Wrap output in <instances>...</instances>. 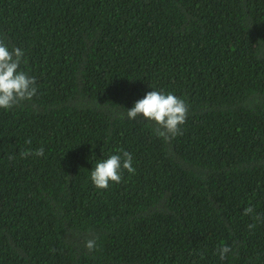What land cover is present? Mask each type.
Masks as SVG:
<instances>
[{
  "label": "trees",
  "instance_id": "16d2710c",
  "mask_svg": "<svg viewBox=\"0 0 264 264\" xmlns=\"http://www.w3.org/2000/svg\"><path fill=\"white\" fill-rule=\"evenodd\" d=\"M0 40L37 87L0 108V264H264V0H0ZM152 90L182 135L127 118Z\"/></svg>",
  "mask_w": 264,
  "mask_h": 264
},
{
  "label": "clouds",
  "instance_id": "9594fccd",
  "mask_svg": "<svg viewBox=\"0 0 264 264\" xmlns=\"http://www.w3.org/2000/svg\"><path fill=\"white\" fill-rule=\"evenodd\" d=\"M23 58L22 49L13 48L10 51L0 40V108L11 109L22 101L31 100L37 93L36 78L28 75L20 67L24 62ZM188 111L189 106L184 99L172 92L152 90L142 99L135 101L134 105L127 109L126 116L129 120H133L142 114L146 121L154 123L157 136L168 141L183 134L181 126L186 123ZM26 143L30 144L31 140H27ZM30 155L42 156L44 149L41 147L34 152L27 150L21 153L22 157ZM9 158L12 159L11 156ZM123 170H127L130 174L135 173L132 155L125 150L96 161L90 172V178L96 188L107 189L110 182L117 184L121 182ZM253 212L254 209L250 205L243 209L244 215H251ZM254 220L264 221V217L257 214ZM255 226V223L248 225L250 230ZM96 239L89 238L85 241V247L89 252L97 247ZM231 251L232 248L228 245L217 248L221 260Z\"/></svg>",
  "mask_w": 264,
  "mask_h": 264
}]
</instances>
